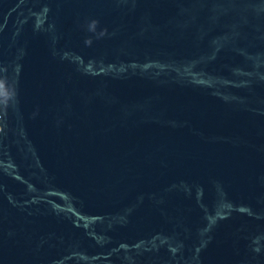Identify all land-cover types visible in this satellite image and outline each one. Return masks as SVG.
<instances>
[{
  "label": "water",
  "instance_id": "1",
  "mask_svg": "<svg viewBox=\"0 0 264 264\" xmlns=\"http://www.w3.org/2000/svg\"><path fill=\"white\" fill-rule=\"evenodd\" d=\"M0 264H264V0H0Z\"/></svg>",
  "mask_w": 264,
  "mask_h": 264
}]
</instances>
